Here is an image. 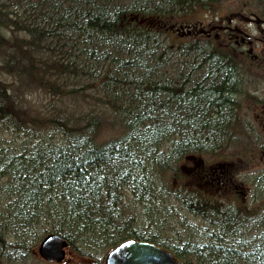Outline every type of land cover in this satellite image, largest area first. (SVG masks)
<instances>
[{"label":"trees","instance_id":"obj_1","mask_svg":"<svg viewBox=\"0 0 264 264\" xmlns=\"http://www.w3.org/2000/svg\"><path fill=\"white\" fill-rule=\"evenodd\" d=\"M257 1V15H263L264 0ZM203 4L208 0H0V263L34 259L31 250L45 233L55 232L80 254L91 247L104 253L134 238L162 245L182 264H264V214L241 232L239 222L247 224L255 214L234 203H212L207 192L179 204L213 226L201 240L164 243L142 232L159 214L154 210L164 211L167 204L159 199L156 181H167L176 171L171 159L176 149L180 155L186 151L176 147L175 139L187 132L208 136L232 98L227 84H240L230 72L238 53L246 52L220 47L214 39L207 43L205 35H191L189 29L183 36L173 29L174 21L188 18L191 8ZM130 13L147 18L149 25L128 22ZM188 25L194 27L182 24ZM63 34L103 44L100 58L83 56L81 43L66 45ZM165 47L176 52L173 60L181 69L211 64L204 76L211 68L215 76L207 84L183 89L172 77L177 68H152ZM61 52L79 67L102 69L98 79L87 83L97 86L102 99L111 95L118 100L108 111L113 136L93 138L91 123L98 121L91 113L85 115L87 125H57L60 131L51 135L45 131L55 115L46 117L27 97L33 87H58L67 73ZM199 87L203 89L197 93ZM173 91L180 94L171 101L175 107L159 102L160 96L169 101ZM185 91L189 99L182 98ZM196 93L203 96L201 107ZM222 94L226 100L217 99ZM255 181L259 184L251 199L258 208L264 205V175Z\"/></svg>","mask_w":264,"mask_h":264},{"label":"rangeland","instance_id":"obj_2","mask_svg":"<svg viewBox=\"0 0 264 264\" xmlns=\"http://www.w3.org/2000/svg\"><path fill=\"white\" fill-rule=\"evenodd\" d=\"M257 2L259 1L211 0L204 8H191L190 15L186 16L188 18L178 19L173 23V27L176 25V28L173 29H177L179 35L183 36L187 29H189L187 33L192 32L193 35L194 33L199 35L197 27H200L210 31L214 35L212 39L214 38L220 47L231 48L233 46L232 49L238 52L244 51L247 55L238 53L237 57L239 66L243 67L242 72L244 74L240 78L244 93L238 96L236 106L241 117V126L239 127H243L239 130L243 133L238 131V133L235 132L234 135L228 136L222 145L223 147L221 146L216 154L211 156L200 155L204 160V170L201 172H206L210 164L213 168L216 167L210 170L211 173H208V176L201 174L194 177L195 163L192 159H187L188 156H186L185 159L181 158L180 162L175 165L176 171L171 174L172 179L170 181L172 185L178 184L180 181L184 187L191 186V182L195 181L201 187L203 186V189L210 195L208 199L212 203H234L249 214H258L257 207L250 197L255 186L257 187L259 184L255 181L258 177L256 175L264 172V14L257 15L260 13V9H257ZM184 22L197 27L188 25L185 28L182 26ZM192 33L190 34L192 35ZM49 75L52 76V74ZM49 75L47 74V78L53 81ZM47 86L49 89L40 86L33 87L27 99L32 108L34 107L42 113L58 116L57 111L60 110L62 118L53 120L56 124L64 121L71 127L76 124H83L77 117V109L81 110V107L91 108L93 111L97 109L94 98L88 97L85 99L87 102L80 101L77 104L78 95L60 97L62 93L58 87H51L48 83ZM51 88L56 89L54 91ZM258 88H261L260 92L254 91ZM71 89L65 90L66 95H70ZM78 99L81 100V97ZM99 132L101 133L99 140H103L113 136L115 131L113 128H109L106 122L103 128L99 129ZM216 144L219 142L214 143V145ZM216 164L226 165V175L223 178L227 180L224 183L219 181L217 177L221 174L220 170L222 169L218 168ZM195 169H199V167L196 166ZM179 204H181L180 201H174L173 206L177 207L175 215L172 214L174 210L167 211L170 208L169 204L163 207L164 211L154 210L155 213L159 212V214H155L156 216L152 218L151 225L147 223L148 221L143 225V233L149 234L153 230L168 227L167 223H169L170 218L176 217L177 222H174V225L179 226L180 220L183 223L189 222L193 225L191 234L195 235L196 238L204 237L206 235V231L203 230L204 221L194 217L193 214L181 211ZM187 216L190 220L187 219ZM147 224L149 226H146ZM206 230L208 229L206 228ZM23 264L57 263L35 257Z\"/></svg>","mask_w":264,"mask_h":264},{"label":"bare ground","instance_id":"obj_3","mask_svg":"<svg viewBox=\"0 0 264 264\" xmlns=\"http://www.w3.org/2000/svg\"><path fill=\"white\" fill-rule=\"evenodd\" d=\"M210 0H208L209 2ZM203 6L205 7L206 4H203ZM203 7V8H204ZM201 9V7H199ZM138 18V17H137ZM134 13H130L129 17H128V22H132L134 20ZM139 19V18H138ZM138 19H135L138 21ZM139 23V22H138ZM140 24L143 25H149V21L147 18H144ZM195 27H197L196 25H194ZM198 31L200 34L205 35L206 39L208 40L207 43H210L212 40V37L214 36L213 34H211L210 31L208 30H203L200 27H197ZM190 33V32H188ZM193 34V33H192ZM39 38L43 41H45L46 39L42 36H39ZM214 39V38H213ZM62 40L64 41V43L68 46H72L75 43L78 44H82L83 46L81 47L82 50H84L83 56H88V53H91V55L93 56V59L91 57H89V59L92 60H97L98 58H100L101 54H102V49L104 48L103 44H100L96 41L91 42V40L87 41L82 39L79 36H75V37H66V34L62 35ZM105 44H108V42H106ZM80 47V46H79ZM108 48V47H105ZM34 56H38L40 55L39 52L36 51H32ZM63 58L62 61L66 64L65 69H63L65 72H67L65 75H63V79L61 80V82H59L58 84V88L59 91L62 93L60 97L64 96H77V104L80 101L83 102H87L85 101V99L89 98H94L95 99V105H96V110L93 111V109L91 108H83L82 109H77V117L79 118L80 122H83V125H87L88 124V120L85 118V115L87 113H91L92 117L94 119H96L98 122L94 125L93 123H91V127L93 129V138L99 140V134H101L99 132L100 128H103V126L106 124V122L108 121V111L111 108L112 104L117 103L118 100H114V98L110 95H108V98L106 99H102L100 96V92L97 88V86L93 83H87L90 80H96L98 79L103 71L102 69H100L99 65H91V64H87L84 67H79L77 65H75L72 62V56H70L69 54H67V52L63 53ZM42 54V52H41ZM81 54V53H80ZM81 55V58L84 59ZM177 54L174 50L169 49V48H163L160 52V59L157 62H154V66L152 67L153 70L157 67H163L165 70H169L172 68H177L178 70L172 75V77H174L175 79H177L180 84L183 85V89L184 88H189V89H193L194 85L197 83H209L213 77L215 76V69L211 68V72H209L210 74L204 76V72L206 70V67H208V65L211 66V64H202V63H191L189 65V67H187L186 69H181L178 63H176L173 58L176 57ZM87 59V58H85ZM233 71L230 72L232 75H235L238 77V80L240 79V73L243 71V67L241 66H237V65H233ZM63 71H58L55 74H57L58 76H62ZM72 84L74 85L73 87H71ZM234 82H230L229 84H227V90L230 93L231 91H234L230 94V100L228 105H226V107L220 112V116L216 118V120L210 125V128L208 129V136L206 135H202L201 137H192L191 132H187V135L185 136H181L179 138H176V142L177 145L176 147H182L184 149H186L184 154H176V152H178V149H176L175 155L172 156V160L173 162H175V165H177V163L180 162L181 158H186L187 159H192V161L195 163L194 166L197 167H201L204 168V160L202 159V157L200 155H208L211 156L213 154H216L217 151L220 149V147L223 145V143L225 142V140L228 139L229 134H231L230 136L234 135V133H238L242 132L239 129L243 127H239L241 126L240 121H241V117L240 114L237 112L238 109L236 110V104L233 102L234 98L236 97V99L238 98L239 95H242V93H244V89H242V84H237L234 86ZM234 86V87H233ZM148 87H151V84L148 85ZM57 88V89H58ZM68 88H72L71 91L69 92L70 95H66L65 90H67ZM56 89V88H55ZM55 89H53L55 91ZM197 89H200L197 88ZM203 89V88H202ZM202 89H200L197 93L202 92ZM179 91H173L171 97H169V101L166 100L165 98H163V96H160L159 102L167 105L168 107H170V103H172V100H176V97H178L180 94H178ZM194 95V99H196L195 101H198V99H202L201 100V104L198 103V106L201 107L204 100H203V96H201L200 94ZM229 95V94H228ZM182 98H186L189 99L191 96H188V91H185L181 94ZM78 97H81V100L78 99ZM221 97V99L223 98V100L226 98L224 97H228V96H224V94H222V96L220 95L217 99H219ZM219 99V100H221ZM121 101V99L119 100V102ZM203 101V102H202ZM195 103V102H194ZM172 106L175 107L176 103H172ZM223 105H221L220 107H222ZM179 109L176 108V111H178ZM174 113H176L174 111ZM44 115H46V117H50L51 115L44 113ZM58 115V114H57ZM61 115L58 116H53L50 121L45 119V123L47 124V122L49 121V124L46 126L48 127V129H46L45 131H50L49 135H51V133L54 130L60 131L58 126L59 125L61 128H71V126L68 125V123L66 121H64L63 123H54L53 120H59L61 119ZM65 126H62V125ZM192 127V123L190 125ZM45 127V128H46ZM243 133V132H242ZM44 140H49L48 137L43 138ZM215 142H219V144L214 145ZM213 144V145H212ZM225 145V144H224ZM223 147V146H222ZM185 155V156H184ZM216 166L220 169H222L225 174H226V165H222V164H216ZM216 168V167H215ZM211 166H209L208 169H215ZM260 176L263 177L264 174H259ZM258 176V174H257ZM172 176H170L168 178V180H163V181H156V190H158L160 192V196L159 199L164 200L165 203H167L166 205L170 206V208L167 211H173L172 214L175 215L176 213V206H173L174 201L178 202V201H183V199H190L192 200L197 194H201V193H205L206 191L203 189V186L201 187L200 185H198L197 183H195V181L191 182V186L188 187H184L181 185V182L179 181V183H175L174 185H172L171 183V178ZM259 177V176H258ZM123 194L125 195H129V191L127 190H123L122 191ZM129 204L131 205V203L129 202ZM128 204V205H129ZM176 207L175 209H173V207ZM180 208V207H179ZM178 208V209H179ZM160 209V208H159ZM162 211V209H160ZM181 211H184L188 214H191L190 210L187 209V207L184 208H180ZM258 210V214H255V216L252 218V221L247 222V224L245 222H239L237 229H239V231L241 232H245L248 231L247 229L252 228V224L254 223L255 225V221L257 220V218H259V215L261 213L264 214V205L260 206L257 208ZM184 213V214H186ZM194 216V215H193ZM187 219L190 220L187 216ZM201 220V219H200ZM246 221V220H245ZM168 227H162L161 229H157V230H153L150 232V236L164 241V243H167L168 240L171 242H175V239L178 238H185V239H191V240H195V241H199L201 239L196 238L195 235H192V229H193V225L189 222H185L183 223L181 220L178 222L179 226L174 225V222H177L176 217L170 218V220L168 221ZM150 225V224H149ZM148 224L146 226H149ZM181 227V228H180ZM143 228L142 227V232H143ZM206 228L208 230H206ZM213 228V226L211 224L208 223H204V231H206V233L208 231H210ZM145 231V230H144ZM186 232V234H185ZM49 233H55V232H48L45 233L42 238L40 239L39 243L31 250V254L33 256H38L37 254V248L38 245L40 244V242L42 241V239ZM57 235H59L58 233H55ZM147 234V233H144ZM62 239H64L67 242V247L64 248L65 254H67V252H70V249L74 250L77 254L79 255H83V256H87L89 257V259H92L93 262L91 264H107V258H108V254L110 253V251H112L117 245L113 246L110 249H107L104 253H98L94 251V248L91 247V249L86 248L83 252V254L78 253L71 245L70 243L63 238L61 235H59ZM242 236H246V235H242ZM201 237V235H200ZM128 239H134V238H128ZM126 240V239H125ZM137 241H141L142 239H135ZM147 241V240H144ZM122 242V241H121ZM151 242V241H148ZM158 246L163 247L162 245L156 243V242H152ZM165 248V247H164ZM100 254V255H99ZM64 260V259H63ZM63 260H61L60 262L57 263H61ZM56 262V261H55ZM3 264V263H1Z\"/></svg>","mask_w":264,"mask_h":264},{"label":"water","instance_id":"obj_4","mask_svg":"<svg viewBox=\"0 0 264 264\" xmlns=\"http://www.w3.org/2000/svg\"><path fill=\"white\" fill-rule=\"evenodd\" d=\"M138 16H134L135 19ZM142 17L138 19L140 23ZM67 242L55 233L47 234L37 248L38 257L46 261L60 262L65 256ZM107 264H182L167 248L148 241L126 239L108 254Z\"/></svg>","mask_w":264,"mask_h":264},{"label":"flooded vegetation","instance_id":"obj_5","mask_svg":"<svg viewBox=\"0 0 264 264\" xmlns=\"http://www.w3.org/2000/svg\"><path fill=\"white\" fill-rule=\"evenodd\" d=\"M249 51H250V49H249ZM264 64V63H263ZM262 64V65H263ZM236 65L237 66H239V63H236ZM241 75H240V78H242L243 76H244V74H243V72H241L240 73ZM263 76H264V74H263ZM262 88V87H261ZM261 88H258V89H255L254 91H256V92H260V90H261ZM234 103L237 105V99H236V97L234 98ZM264 107V106H263ZM196 168V166H194V177H196V176H199V175H201V174H203V176H208L209 174L208 173H211V169H207V171L206 172H201V171H203L204 170V168H201V167H199V169H195ZM215 168V167H214ZM220 170V169H219ZM221 171V174L220 175H218L217 177H218V179H219V181H221V182H223L224 183V181H226L227 179H225V178H223L226 174H225V172L223 171V170H220ZM257 176V175H256ZM258 176H259V174H258ZM193 177V178H194ZM216 183V182H215ZM220 183V182H219ZM250 199H251V197H250ZM259 207V206H258ZM64 260L61 262V263H57V264H91L92 262H93V260L92 259H89V257H87V256H83V255H79V254H77L74 250H72V249H70V252H67V254H65V256H64V258H63Z\"/></svg>","mask_w":264,"mask_h":264}]
</instances>
